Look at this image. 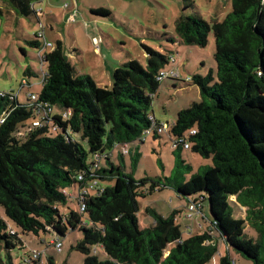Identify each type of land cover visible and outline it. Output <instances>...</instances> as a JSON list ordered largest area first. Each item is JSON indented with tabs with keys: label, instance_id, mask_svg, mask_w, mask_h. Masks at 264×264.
I'll use <instances>...</instances> for the list:
<instances>
[{
	"label": "trees",
	"instance_id": "16d2710c",
	"mask_svg": "<svg viewBox=\"0 0 264 264\" xmlns=\"http://www.w3.org/2000/svg\"><path fill=\"white\" fill-rule=\"evenodd\" d=\"M10 1L21 15L40 21L31 5L35 0ZM93 12L110 14L104 8ZM176 30L179 38L168 36L169 42L200 46L208 44L213 32L217 76L213 71L191 76L202 100L180 109L171 123L169 138L179 142L174 148L176 173L164 181L154 180L151 190L172 187L189 202L199 194L204 206L209 201V227L184 238L176 222L179 210L164 216L151 208L147 211L154 222L142 227L138 195L146 196L139 188L148 179L138 180L136 165L130 171L125 165L122 147L144 142L140 136L152 124L150 115H155L153 97L166 79L159 75L171 63L173 50L166 53L144 44L147 65L129 60L114 69L111 87H102L92 75L78 74L63 42L57 40L51 51L43 54L40 49L38 53L40 73L44 64L47 70L36 101L29 98L25 103L18 99L11 103L7 96H0V117L7 106L13 107L5 122H0V206L22 233L39 236L42 231L52 232L61 239L70 231L81 230L83 237L73 248L85 254L83 264L214 263L223 241L220 237L225 235L228 247L220 264H236L232 250L253 264H264V0H233L232 11L213 23L183 14L176 21ZM41 39L36 32L27 42L40 48ZM37 74L34 68L25 71L29 79ZM45 102L70 113L64 117L63 112L54 111L51 124L27 125L37 106ZM157 122L163 121L157 118ZM52 126H57L56 135ZM161 137L153 134V138ZM181 138L185 140L179 141ZM81 140L87 141L88 148ZM185 141L194 152L213 161L189 179L185 177L193 166L182 155L187 149ZM117 148L119 153H115ZM102 153L107 156L97 160ZM103 180H115V184L102 187ZM82 190L86 191L80 197ZM231 196L246 207L245 217H235ZM81 198L84 211L80 210ZM68 200H77L79 211L62 214L57 204ZM247 224L256 235L247 232ZM10 228L0 216V245L8 251L24 243ZM100 247L108 256L105 260L96 255ZM34 264L55 261L48 257V261Z\"/></svg>",
	"mask_w": 264,
	"mask_h": 264
},
{
	"label": "rangeland",
	"instance_id": "374dc122",
	"mask_svg": "<svg viewBox=\"0 0 264 264\" xmlns=\"http://www.w3.org/2000/svg\"><path fill=\"white\" fill-rule=\"evenodd\" d=\"M191 1L192 5L185 8V5L190 4ZM0 5L3 8V13L0 14V90L13 91L17 94L19 102L25 103L31 93L39 94L43 87V74L39 71L42 67L38 56L40 49L44 54L54 47H43V39H41L42 47L30 46L27 41L35 38L40 25L30 17H17L7 13L10 9L6 8L7 5L3 0H0ZM42 6L45 12L41 14V23L46 27V39L52 41L54 45L57 40H61L65 54L76 65L78 74L88 73L94 76L97 84L102 87H111L114 69L129 60L137 59L144 66L147 65L144 44L166 53L171 48L177 59L176 64L182 72V78L162 80L153 97L152 105L154 114L160 120L171 124L176 121L180 109L202 100L200 88L192 80H185L186 77L195 74L205 75L210 71H213L216 77L217 65L214 58L216 45L213 32L210 33L206 46L180 41L172 43L167 37L179 38L176 21L183 14L198 15L209 23L224 20L232 11L233 0H44ZM100 8L110 11V14L104 16L93 12ZM50 10L55 18L51 17ZM73 10L74 19H71ZM174 65L171 63L167 67ZM29 67L37 70L38 74L30 78V85H23V78L29 80L25 75ZM43 69L46 72V64L43 65ZM54 111L62 110L54 106ZM33 119L30 117L26 124L30 125ZM51 132L53 135L58 133L52 128ZM81 141L88 148L87 141ZM173 146L172 139L167 135L161 138H153V135H149L144 142L129 144L131 152L124 156L125 165L129 171L136 165L134 175L138 180L148 179L145 185L139 188L140 193L146 194V196L138 195L140 203L138 216L141 226L149 227L154 220L147 208L164 216L179 210L176 222L181 226L183 237L187 238L191 234L200 232L194 224L192 226V219L186 216L189 201L186 197L178 195L172 187L151 190L154 180L164 181L176 173L174 171L176 155ZM119 152L120 149L117 148L115 153ZM136 152L141 155H136ZM182 155L186 162L193 166L192 172L186 174V179H189L192 173L198 172L202 166L213 163L211 158L201 156L192 148L184 149ZM134 157L138 161L135 162ZM101 184L102 187L113 186L115 180H103ZM68 191L74 192L71 189ZM90 193L95 192L91 190ZM199 196L198 194L194 197ZM230 200L235 217H245L246 207L235 202V196H231ZM57 206L62 214H68L71 209L79 211L77 200H68L66 204L59 203ZM203 214L207 219L202 217L201 222L209 226L208 218L211 212L208 200L205 202ZM0 216L19 233L26 248L46 251L44 261H48V257H53L55 264L84 263L85 254L73 248L83 237L81 230L70 231L65 237H61L63 251L57 252L54 247H49L51 240L56 237L52 232L42 231L39 236L22 233L7 216L2 206H0ZM189 227L192 230L189 231L187 229ZM246 230L250 235H256L249 224ZM223 242L219 244V252L215 255L217 264H220V257L226 253L228 247ZM23 253L24 249L19 244L9 251L0 245V264H11V259L13 264H22ZM96 255L102 260L108 258L102 247L98 248ZM232 256L235 257L236 264H253L250 259L235 250H232ZM207 264H213V260Z\"/></svg>",
	"mask_w": 264,
	"mask_h": 264
},
{
	"label": "built area",
	"instance_id": "2783aa9c",
	"mask_svg": "<svg viewBox=\"0 0 264 264\" xmlns=\"http://www.w3.org/2000/svg\"><path fill=\"white\" fill-rule=\"evenodd\" d=\"M42 9L37 8V12H41ZM74 10L71 12V19H74ZM40 28L39 31L37 32V34L42 37L43 39V45L44 47H54V43L51 41H48L46 39V27L39 22ZM170 61L171 63L175 64L174 66H172L171 68L165 67L164 69L161 70L160 75H159V79L162 78H182V72L179 69V66L176 64L177 59L174 55L170 56ZM170 63V64H171ZM43 79L42 81L45 80L46 78V72L43 71ZM186 80H191V76L186 77ZM23 85H30L28 84V80L26 78H23ZM0 96L2 97H8V101L9 102H13L15 100L18 99L17 94H15L13 91L10 92H6V91H1L0 90ZM29 98L31 99V101H36L39 97L36 93H31L29 95ZM13 110V107L10 105L7 106V108L3 111L1 117H0V122L3 123L5 122L6 118L9 116V114L11 113V111ZM69 111H65L63 112V116L67 117L69 115ZM54 114V106L51 103L45 102V103H40L37 106V109L35 111V116L34 119L32 121V126H42L45 123H52L51 121V117ZM150 120H151V126L148 128H145L140 136V138L145 139L147 138L149 135H153L155 132L161 134L162 136L167 135L168 137L170 136V130H171V124L169 122H157V118L155 115H150ZM57 126H52V129H56ZM191 133L194 134L196 133L195 129L191 130ZM171 137V136H170ZM185 140L184 138L179 139V141H183ZM172 142L174 144V148H176L179 145V142L177 139L172 138ZM187 142V141H185ZM185 148H190V143L187 142L185 143ZM129 144H124L122 147L123 153L128 154L129 153ZM105 156H107L106 154H101V157L97 158V160H99L100 158H104ZM97 183V181L95 182V184ZM92 187V186H91ZM79 190H77L78 192ZM86 191V190H84ZM83 190L79 192L80 197H81V193L84 192ZM83 198H81V203H80V210L84 211L86 208V204L85 202H83ZM204 205H203V201H202V197L199 196L195 199H193L192 202L188 203L187 206V211H188V215L187 217L193 219L195 214H198L200 212L203 211ZM193 223V221H192ZM193 226V224H192ZM191 226V227H192ZM189 227L187 228L189 231L192 230V228ZM12 234H15V230L13 228H10L9 230ZM49 246L54 247L56 251L61 252L63 250V241L59 238V237H55L53 240H51V242L49 243ZM20 247H22L24 249V253H23V259H22V264H34L35 262H39V263H44V253L46 251H42L39 249H30V248H26L25 246V242L23 244L20 245Z\"/></svg>",
	"mask_w": 264,
	"mask_h": 264
},
{
	"label": "crops",
	"instance_id": "0c3cea01",
	"mask_svg": "<svg viewBox=\"0 0 264 264\" xmlns=\"http://www.w3.org/2000/svg\"><path fill=\"white\" fill-rule=\"evenodd\" d=\"M3 3L4 4H6L7 5V7L6 8H9L10 10H7V13H10V14H12L13 16L14 15H16L17 17H19V16H22L23 17V15H21L20 13H19V11L17 10V8L11 3V1L10 0H3ZM44 3V0H35L34 2H32V6H33V8L35 9V11L37 12V8H40V9H42L41 10V12H37V14H38V17L40 18V21L39 22H41V14L42 13H44L45 12V9H44V7L42 6V4ZM50 6L52 7V8H54V6L52 5V3H50ZM0 7H1V5H0ZM2 8V7H1ZM2 10H3V8H2ZM50 13H51V17L52 18H55V15H54V13L52 12V10H50L49 11ZM72 12V11H71ZM19 19V18H18ZM34 22H36V21H34ZM39 22H37L38 24H39ZM51 29H53L52 27H50ZM39 31V30H38ZM37 31V32H38ZM57 40V39H56ZM52 42V41H51ZM171 49V48H170ZM33 68V67H32ZM117 68V67H116ZM115 68V69H116ZM171 68V67H170ZM93 78L94 79H96L94 76H93ZM29 81L31 82V80L29 79ZM31 84V83H30ZM61 112H63V111H61ZM157 117V116H156ZM158 118V117H157ZM158 119H160V118H158ZM205 207V206H204ZM203 212H204V208H203V211L202 212H200V213H198V214H195L194 215V217H193V219H192V221H193V223L192 224H194V226L195 227H197L198 228V230H201L202 228H205V227H209L208 225H206L204 222H201L202 221V217H205V219H207V216L205 215V214H203ZM161 214V213H160ZM188 215V211L186 210V216ZM153 222H154V220H153ZM210 225V224H209ZM221 238V240H223V238L222 237H220ZM224 243V242H223ZM223 255V254H222ZM216 261V260H215ZM213 264H217L216 262H214Z\"/></svg>",
	"mask_w": 264,
	"mask_h": 264
},
{
	"label": "water",
	"instance_id": "95a60500",
	"mask_svg": "<svg viewBox=\"0 0 264 264\" xmlns=\"http://www.w3.org/2000/svg\"><path fill=\"white\" fill-rule=\"evenodd\" d=\"M222 238H224L226 240L227 237L225 235H223Z\"/></svg>",
	"mask_w": 264,
	"mask_h": 264
},
{
	"label": "clouds",
	"instance_id": "9594fccd",
	"mask_svg": "<svg viewBox=\"0 0 264 264\" xmlns=\"http://www.w3.org/2000/svg\"><path fill=\"white\" fill-rule=\"evenodd\" d=\"M223 241H224V239H223ZM225 242V241H224Z\"/></svg>",
	"mask_w": 264,
	"mask_h": 264
}]
</instances>
